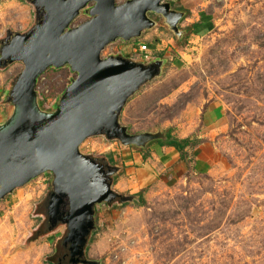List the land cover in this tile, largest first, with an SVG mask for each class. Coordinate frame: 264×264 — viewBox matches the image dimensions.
<instances>
[{
	"label": "rangeland",
	"instance_id": "1",
	"mask_svg": "<svg viewBox=\"0 0 264 264\" xmlns=\"http://www.w3.org/2000/svg\"><path fill=\"white\" fill-rule=\"evenodd\" d=\"M170 2L184 14L179 33L151 12L153 27L139 38L117 39L104 53L162 63L160 75L123 107L119 121L129 133L171 131L198 142L187 148L180 167L159 169L147 187L137 191L134 185L137 192L116 187L125 170L123 159L139 151L150 155L156 141L127 146L104 133L82 142L83 154L119 167L111 175L112 189L133 199L94 206V227L81 260L264 264V0ZM90 6L72 26L90 18ZM37 22L31 0H0V57L3 42L29 32ZM138 42L148 43L150 61L134 50ZM24 68L21 61L0 66L5 120L12 114L9 96ZM76 77L68 65L48 68L36 86L40 108L55 111ZM54 179L48 171L0 200V264H72L70 243H64L68 225L49 218Z\"/></svg>",
	"mask_w": 264,
	"mask_h": 264
},
{
	"label": "water",
	"instance_id": "2",
	"mask_svg": "<svg viewBox=\"0 0 264 264\" xmlns=\"http://www.w3.org/2000/svg\"><path fill=\"white\" fill-rule=\"evenodd\" d=\"M170 1L174 0H31L38 11L37 24L2 47L0 66L21 61L25 68L9 96L12 114L0 123V200L39 175L53 172L49 218L54 224L68 225L64 243H70L72 264H99L81 260L94 227V206L116 198L133 199L112 189L111 175L119 167L83 154L82 142L104 133L127 146L168 141L161 132L131 134L119 121L128 99L160 75L162 63L145 64L115 55L102 58L101 53L117 39L141 37L155 25L151 12L162 15L179 33L184 14L172 9ZM89 5L90 18L72 26ZM66 65L77 77L56 110L43 111L37 98L38 78L50 67Z\"/></svg>",
	"mask_w": 264,
	"mask_h": 264
},
{
	"label": "crops",
	"instance_id": "3",
	"mask_svg": "<svg viewBox=\"0 0 264 264\" xmlns=\"http://www.w3.org/2000/svg\"><path fill=\"white\" fill-rule=\"evenodd\" d=\"M3 117L4 114L0 110V123L5 121V117ZM156 144L151 146L150 155L147 153L148 156L140 151L138 153L133 152L132 155L131 153L125 154L123 159L125 170L116 183V187H119L120 191L137 192L155 180L160 172L159 169L165 171L168 168L171 170L180 167V153L175 147L160 144L155 146ZM134 185L138 186L137 191H135Z\"/></svg>",
	"mask_w": 264,
	"mask_h": 264
},
{
	"label": "trees",
	"instance_id": "4",
	"mask_svg": "<svg viewBox=\"0 0 264 264\" xmlns=\"http://www.w3.org/2000/svg\"><path fill=\"white\" fill-rule=\"evenodd\" d=\"M5 44L6 43L3 42V45H5ZM3 45H2V47H3ZM136 45H139V42L136 43ZM167 137H168V141L158 140V141H156V143L160 144V145H168V146L175 147L176 150L180 153V158H182V159L186 158L185 152L187 151V148L189 146L195 145L198 142V141H194V139H191V138H183L182 139V138H178L176 136H173L171 131H168ZM111 160L114 161L113 158H111ZM50 228H51V226H49V229ZM66 246L67 245L65 244V247ZM58 264H60V262Z\"/></svg>",
	"mask_w": 264,
	"mask_h": 264
},
{
	"label": "built area",
	"instance_id": "5",
	"mask_svg": "<svg viewBox=\"0 0 264 264\" xmlns=\"http://www.w3.org/2000/svg\"><path fill=\"white\" fill-rule=\"evenodd\" d=\"M135 51H139L140 55L143 57L145 61H150L152 58V55L150 53L151 48L148 46V43L146 44H140L137 45V47L134 49ZM113 53H104V50L101 53L102 58H108L109 56H112Z\"/></svg>",
	"mask_w": 264,
	"mask_h": 264
},
{
	"label": "flooded vegetation",
	"instance_id": "6",
	"mask_svg": "<svg viewBox=\"0 0 264 264\" xmlns=\"http://www.w3.org/2000/svg\"><path fill=\"white\" fill-rule=\"evenodd\" d=\"M92 6L89 7V9L86 11V13L88 14V16L90 17V9Z\"/></svg>",
	"mask_w": 264,
	"mask_h": 264
},
{
	"label": "clouds",
	"instance_id": "7",
	"mask_svg": "<svg viewBox=\"0 0 264 264\" xmlns=\"http://www.w3.org/2000/svg\"><path fill=\"white\" fill-rule=\"evenodd\" d=\"M112 56H114V55H112Z\"/></svg>",
	"mask_w": 264,
	"mask_h": 264
}]
</instances>
